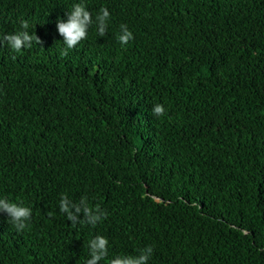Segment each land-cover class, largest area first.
Listing matches in <instances>:
<instances>
[{"label": "trees", "instance_id": "obj_1", "mask_svg": "<svg viewBox=\"0 0 264 264\" xmlns=\"http://www.w3.org/2000/svg\"><path fill=\"white\" fill-rule=\"evenodd\" d=\"M76 3L108 27L62 57ZM21 20L43 43L0 42V197L32 215L0 212V264H85L96 235L108 259L264 264V0H0V38ZM62 195L107 216L73 225Z\"/></svg>", "mask_w": 264, "mask_h": 264}, {"label": "clouds", "instance_id": "obj_2", "mask_svg": "<svg viewBox=\"0 0 264 264\" xmlns=\"http://www.w3.org/2000/svg\"><path fill=\"white\" fill-rule=\"evenodd\" d=\"M67 19H57L56 29L63 38L64 48L61 49L62 57L68 55V51L76 47L82 40L87 38L89 27L95 22L97 35L104 36L108 27L107 21L110 13L107 8L102 7L93 20L92 14L86 9L83 3H76L66 14ZM30 25L27 20L20 21V30L5 34L0 38V42H6L14 51L20 52L24 48H31L33 42L41 45L43 42L37 35L30 34ZM118 42L123 46L133 39L132 32L126 25H120V32L117 36ZM153 115L159 117L165 114V108L161 104H156L152 109ZM59 211L63 213L71 224H83L95 227L98 222L106 218L107 213L99 207L90 206L86 198H81L79 202L70 200L66 195H62L59 202ZM0 212L7 214L8 220L17 232L24 231L29 226L32 209L23 202H12L7 197H0ZM49 215H52L49 213ZM108 240L102 235H96L88 242L89 257L85 264H100L107 260V264H147L152 255V247L147 246L140 251L137 256L118 255L108 259Z\"/></svg>", "mask_w": 264, "mask_h": 264}]
</instances>
